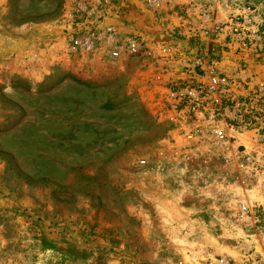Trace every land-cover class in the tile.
Segmentation results:
<instances>
[{
    "label": "rangeland",
    "instance_id": "1",
    "mask_svg": "<svg viewBox=\"0 0 264 264\" xmlns=\"http://www.w3.org/2000/svg\"><path fill=\"white\" fill-rule=\"evenodd\" d=\"M63 2L0 0V264L239 262L224 191L240 172L214 151L155 167L169 134L159 113L171 70L156 62L165 52L144 34L151 52L121 68L67 53ZM223 2L228 13L264 9ZM135 11L142 25L165 24ZM180 12L165 9L167 22Z\"/></svg>",
    "mask_w": 264,
    "mask_h": 264
},
{
    "label": "built area",
    "instance_id": "2",
    "mask_svg": "<svg viewBox=\"0 0 264 264\" xmlns=\"http://www.w3.org/2000/svg\"><path fill=\"white\" fill-rule=\"evenodd\" d=\"M189 5L196 10L195 22L188 15ZM174 6L181 11L174 13L175 35L191 46L186 52L162 50L165 54L156 59L171 70V80L159 113L169 134L156 154L155 167L174 156L214 151L236 168L240 175L228 180L224 206L242 232L238 250L243 254L239 262L230 257L216 260L264 264V71L257 70L264 64V9L251 6L219 18L208 1L64 0L65 50L121 68L126 58L150 51L127 23L130 15L144 8L151 18L167 23L164 10ZM139 162L146 164L145 159Z\"/></svg>",
    "mask_w": 264,
    "mask_h": 264
},
{
    "label": "crops",
    "instance_id": "3",
    "mask_svg": "<svg viewBox=\"0 0 264 264\" xmlns=\"http://www.w3.org/2000/svg\"><path fill=\"white\" fill-rule=\"evenodd\" d=\"M197 1L210 2L212 4V8L216 17L219 18H221L220 15L224 14L221 12L228 13L229 11L228 9H231V7H229L225 2H223V0H219L217 3H215L214 0H197ZM187 10H188V15L192 18V21L195 22V20L197 19V15L194 6L189 5L187 7ZM145 17L146 16L144 15L141 16L133 12L130 15L129 21L127 23L135 32L142 35V37L145 36L144 34H146L150 40V43L154 48H158L159 50L161 51L163 50L165 52L167 51L168 53H173L175 52L176 49L179 50V48L184 47L183 44H181V42L185 44H189L188 43L189 41L186 38L179 39L180 37L175 35V29L178 19L174 14L170 15L169 22L165 23L164 26H159V27L153 26L152 23H150L149 25H147L148 23L142 25L143 22L142 19H145ZM150 27L157 28V30H155V32L154 31L151 32L150 30H148ZM143 38L146 39L145 37ZM257 70L264 71V64H262V66L260 67H257ZM226 246H231L232 248V243Z\"/></svg>",
    "mask_w": 264,
    "mask_h": 264
}]
</instances>
